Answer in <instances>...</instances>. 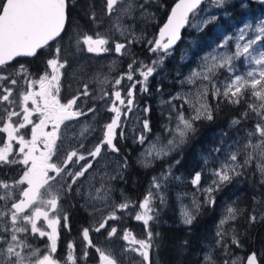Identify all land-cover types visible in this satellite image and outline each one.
<instances>
[{
	"label": "snow or ice",
	"instance_id": "6c2138e0",
	"mask_svg": "<svg viewBox=\"0 0 264 264\" xmlns=\"http://www.w3.org/2000/svg\"><path fill=\"white\" fill-rule=\"evenodd\" d=\"M253 3L264 5V0H178L158 36L148 39L143 27L140 34L136 29L140 20L154 18L148 10L151 0H104L100 14L94 0H88L84 15L94 26L92 34L72 19L77 0H0V168L18 170V178L0 179V264H60L53 257L60 231L71 230L61 201L73 195L85 201L82 206L102 214L98 226L91 227L92 232L107 228L109 239L117 236L118 228L109 222L122 219L118 212L137 207L122 190L123 202L117 203L112 195L116 191L114 182H126L128 160L118 146L126 138L142 146L147 142L137 160L144 168L166 161L174 152L181 157L151 177L139 202L134 219L143 223L145 238L137 239L131 230L122 229L121 239L127 246L117 252L97 247L90 228H83L81 237L85 243L79 258L76 244L69 242L64 264L86 261L89 248L98 253L99 264H123L122 257L128 252L142 258L143 264H152L150 254L158 247L156 240L160 236L153 232V225H158L160 210L168 204L170 185L186 182L174 172L183 159L182 149L197 131L196 122L213 121L222 104L243 103L244 110L229 122V130L236 129L234 137L221 131L217 146L201 155L203 166L187 181L194 192L176 194L181 224L191 231L201 209L214 208L217 195L234 182L239 183L253 162L264 185V16H248ZM233 10L244 18L239 24L233 22ZM210 26H214L220 40L210 41V50L199 57L197 68L188 75L181 78L179 71L175 73L181 90L164 99L162 86L156 88L160 106H167L166 114L161 113L167 120L162 129L170 138L165 143L157 133L150 140L152 105H139L137 86L141 95L150 94V78L164 71V61L182 41V30H191L199 37L201 33L206 36ZM227 27L232 31L227 32ZM65 37L69 44L62 45ZM141 44L156 56L150 64L132 53V48ZM188 44L195 50L198 40H189ZM47 48H53L52 58L46 60L43 74L31 72L26 64H13L18 57H36ZM70 48L97 55L114 51L131 62L114 78L105 75L101 79L97 74L98 93L90 90L88 82L74 88L69 82L74 79L68 72L73 58ZM190 58L188 50L181 55L182 62ZM124 81L128 83L122 85ZM104 85H110L111 92ZM185 85H193L194 90L185 92ZM210 94L214 104L209 103ZM97 101L110 102L107 111L114 115L100 126L99 142L86 147L84 141L97 132L95 124L87 120L89 114L95 117ZM129 114L133 119L129 120ZM81 117L85 118L82 123ZM249 120L254 121L253 127H239ZM72 122L81 126L75 141L67 135L75 127ZM110 155L119 157L108 161L109 166L115 165L112 171L100 165ZM202 176L209 177L203 185ZM96 182L100 187L95 186ZM185 198H190V204L183 203ZM253 200L247 219L250 226L264 223V198ZM98 203L109 209L106 215ZM233 205H237L235 200L224 205L215 234L205 245L201 264H264V250L252 251L246 257L233 255L230 245L244 247L243 234L235 227L225 228L242 214L238 205ZM43 238H47L46 254L41 256V250L28 241ZM183 244L186 246L188 241Z\"/></svg>",
	"mask_w": 264,
	"mask_h": 264
},
{
	"label": "rangeland",
	"instance_id": "374dc122",
	"mask_svg": "<svg viewBox=\"0 0 264 264\" xmlns=\"http://www.w3.org/2000/svg\"><path fill=\"white\" fill-rule=\"evenodd\" d=\"M94 2L96 5V11L98 14H100L101 9L103 7L104 0H94ZM166 2H167L166 0H151L152 6L148 10L154 14V18H149L146 21L140 20L137 24V29H136L137 34H140L141 27H143V31L146 34L148 39H152V38L158 36V31H159L161 25L163 24L162 23L163 20H161L162 14L165 13V11L168 8ZM97 6H98V9H97ZM236 11L237 10H233V13H235ZM168 13H169V11H168ZM76 15H77V13H76ZM248 16L249 17L264 16V5H261L259 3H253L251 6V9L249 10ZM241 18L244 19L243 17H241ZM241 18H240V21L242 20ZM72 19H73L74 23L79 24L85 32H87L88 34L93 33L94 26L91 24V22L88 19L84 20L80 17H79V20H76L75 17H73ZM240 21H237L233 17L234 23L239 24ZM105 23H107L106 20H105ZM226 30H227V32L232 31L231 27H227ZM100 31H103V29L101 28ZM206 36L203 33H201L200 36L197 37L195 32H193L191 30H186V32L184 33V36L182 38V41L179 42L175 46L174 53L164 61V71H162L159 74H156L150 78V82H149V93L150 94L141 95L139 93V90H138L139 86H137L136 100L138 101V103L141 107H143L147 103V104L152 105V110H156V111L161 110V106L159 104V100L161 97L156 92L157 87L162 86V90L164 92V96H163L164 99H168V97L170 95H174L176 92L181 90V86L177 83V77H176L175 73L177 71H179L182 74L181 78L183 76L188 75L192 71V69L197 68V62L199 60V57L201 55H203L205 52L210 50V48H211L210 41L216 40L217 42H219V40H220V37H218L216 34H214V36L211 39L207 38ZM116 38L120 39L119 37H116ZM193 39L198 40V44H197V47L195 50H192L190 45L188 44V41L193 40ZM121 42H123V41H121ZM61 44L62 45L69 44L68 37H65L64 40L61 41ZM185 50L189 51L191 58L182 62L181 61V55ZM52 51H53V48H49L47 53H44L40 57V59L33 62V64L35 65L34 69H33V73L43 74V72L46 68V60L52 58ZM69 51L72 52L73 58L70 60V64L72 65V67L70 69H68V72H71L74 76V79L70 80L69 82L73 83L74 88L82 86V84L84 82H88L90 90H94L97 93H98V87H99L98 82L95 79L97 74H99L101 79L105 75L109 76L110 79L114 78L119 73L126 71L127 70V64L131 62V60L128 57H121L120 54L115 53L114 51H111L108 53H101L99 55L94 54V53H88L86 50L77 53L74 51V49L70 48ZM132 53H134L135 56L138 57L139 60L144 61L146 64H150L152 60L156 59V56L150 55L147 48L142 44L141 45H135L132 48ZM110 66H111V71H110ZM241 68L243 70V65H241ZM61 71H64V70L62 69ZM67 74L68 73H66V75ZM36 78H38V77H36ZM136 78H139V77L137 76ZM126 83H128V82L124 81V82H122V85L126 84ZM103 87L106 91L111 92V90H112L110 85H104ZM189 89L194 90V86L193 85H185L183 90L185 92H187ZM34 90H36V89H34ZM62 95H63V89H62ZM209 103H212L211 94L209 95ZM90 104H91V102H89V106H90ZM109 106H110V102L105 103L103 101H97V103H96L97 113H96L95 117H93L92 114H89V116L87 117V120L89 123L95 124V126L97 128V132L93 133L91 136H88L87 140L84 141L86 147H90V146L94 145L95 143L99 142V128H100V126L110 122L111 117L114 115V113H110L107 111V108ZM185 115L186 116L189 115V110H188L187 105H185ZM34 119H35V117H34ZM122 119H123V117H122ZM131 119H133V117L131 116V114H129V120H131ZM84 120H85L84 117L80 118L81 123ZM72 123L75 127L70 128L68 130L67 135L70 138H72L73 141H75V137L77 135H79V132L81 131V126H80V124H77L76 122H72ZM166 123H162V125H164ZM251 127H253V125L249 126L247 128H251ZM62 129H63V126H62ZM117 131H119V130H117ZM224 132H227L229 137H234V135H235V132H233L232 130H230V131L224 130ZM157 133L160 134L163 142H165V143L167 142V139L170 138L164 134L163 129L161 128L158 130H152V134H150L149 139L150 140L155 139V134H157ZM85 135H87V134H85ZM125 135H126V137L128 136L127 129H125ZM241 135H243V133H241ZM136 145H137V149H135ZM2 146L3 145L0 144V147H2ZM73 146H75V144H73ZM118 146L121 148V153L124 156H126L127 160H128V169L125 172V179L130 174L132 176L130 178H133L136 175L135 171H132L133 166L131 165V162H130V158L132 156L134 157L133 159H134V162H136L137 166H139L140 169L145 170V171L151 170V168H153L156 164L159 165L160 162H163V161H156L149 168H144L140 164L137 163L139 154L147 146V142L145 143V145L142 146V145L133 143L131 138H126V139L120 141ZM172 154H170V156H172ZM113 159L119 160V157L110 155V156L106 157L105 160L100 161V165L103 166L104 168H107L108 171H112V168L115 167V165L109 166L108 161H111ZM241 162H242V160H241ZM81 163H84V162H81ZM167 164H170V163H164V165H159L158 168L154 169L153 173H150L147 176L146 175L144 176L142 194L137 193V192L134 193L133 191L129 190L124 185V183H119V182L113 183L112 187L116 191H114L112 193V195H113L115 201L117 203L123 202L121 195H120V190H122L124 193V196L127 198H130L132 201H134L136 203L137 207L136 208H130L124 212H118L117 215L121 216L122 219L120 221H110L109 222L110 225H114L118 228L117 236L112 237L111 239H109L107 237V231H108L107 228L102 229L100 233H95V232L91 231L92 226H98V223L102 219V214L99 212H93V209L91 207L82 206L85 204V201L83 199H80V198L76 197L75 195H73L72 197L69 198L68 201H61L64 208L68 212L69 224H70L71 230L67 231V230H64L63 228H61L60 240L58 242V247H57L58 250L56 251V253L53 254L54 259L58 260L60 262V264H64V258L67 255V245L69 242H74L76 244V254H77V257L79 258L80 253H81V249L83 247V244L85 243L81 237V230L83 228H90V234L92 236L93 243H95L97 245V247H101L104 249H111V250H114L117 252H119L122 248L127 246V242H125L121 239V237L123 235L122 229L131 230L137 239L145 238V227H144L142 222L136 221L134 219V215L137 211H139V208H138L139 202L144 198V196L148 190L151 177L158 175L166 167ZM202 166L203 165L201 162L200 168ZM210 166L215 167L216 165L212 164ZM251 166H255V162H253V164ZM97 167L98 166L94 163L93 168L96 169ZM200 168L196 171H199ZM255 168H256V166H255ZM8 169H9V171H8ZM10 169L11 168H0V179H4L2 177L5 174H8L9 177L18 178V175H17L18 170L13 168V170L10 172ZM90 171H92V170H90ZM174 172H175V175H177V176H183L185 178V181H186L183 184L170 185L169 190L167 192L168 201L172 197V194L174 195V198H175L176 203H177V206H176L177 207V215H178V219L180 221L181 209H180V204L177 201L176 194L180 193V192H187V193L194 192L195 189H194L193 185H191V183H188L187 181L191 180V178L195 174V172H194V174H191V175H186L180 171H176L175 169H174ZM100 174L102 175L103 172L101 171ZM87 175L88 174L86 173V176ZM207 179H209V177L202 176V181H201L202 185L204 184V182ZM133 180H134V178H133ZM259 180L261 181V174L260 173H259ZM135 181H136V178H135ZM248 181H249V179H248V175L246 172L245 177L242 178L239 183L234 182L232 185L228 186L223 192L219 193L220 201H221V204H220L221 213H220V216L216 222V225L219 223V221L221 219L222 213L224 212V205L226 203L235 200L237 202L239 209L241 210L242 206H241L240 202H242L244 198H242V196H241V198H239L240 197L239 194L241 192V189L243 187L244 188L246 187L247 183L250 186V188L254 189L251 192L252 199H253V197H256L257 199L264 198V190H262L261 187L255 185V184L250 185V183ZM133 184L135 186L137 183L133 182ZM95 186L97 188L100 187L99 182H96ZM82 191H84V189H82ZM246 191H247V189H246ZM226 193H229L231 195V197L226 195ZM202 199H203V197H201V200ZM183 203L185 205L190 204V198H185L183 200ZM237 205H233V206L235 207ZM75 207H77L78 209L74 210ZM97 207L102 209L103 215H106L107 212L109 211V209L103 208V205L101 203H98ZM156 207L158 209L160 208L158 201L156 203ZM163 209L160 210V214H162ZM241 219H242V216L240 215V216H238L236 221L230 222L229 225H225V228H228L230 226L235 227L241 233L242 228L239 224ZM215 231H216V227H215ZM215 231L213 234L209 235L204 241V244H203L204 249L202 251L201 260L203 258V253L206 250L205 245L214 236ZM30 240L28 242H30ZM40 240H45V242L47 243V238H43V239L32 240V244L34 247L39 248L41 250L43 246H40L38 244V241H40ZM261 242H263V239L261 240ZM60 244H61L62 248L60 247ZM262 246H263V243H262V245H259L260 250H263ZM244 249H245V246L243 247V249L240 252L234 253L233 255L234 256L239 255L242 257H246L247 253L244 251ZM58 252L62 253L60 257L56 256V254ZM88 253H89V255H88L86 261H80L78 259V264H99V256H98V253H96L95 249L89 248ZM43 254H46V252L44 251ZM122 261H123V264H143L142 258H140L139 256H136L134 253H131V252H128L127 254H125L122 257Z\"/></svg>",
	"mask_w": 264,
	"mask_h": 264
},
{
	"label": "trees",
	"instance_id": "16d2710c",
	"mask_svg": "<svg viewBox=\"0 0 264 264\" xmlns=\"http://www.w3.org/2000/svg\"><path fill=\"white\" fill-rule=\"evenodd\" d=\"M167 2V10L162 14L161 20L167 18L168 11H170V7L174 3L175 0H166ZM88 0H78L75 8L72 9L71 15L77 13L75 17L76 20H79V17L87 20V17L84 15V11L87 8ZM98 9V6H97ZM233 17L240 21V14L238 11L233 13ZM242 19V18H241ZM162 22V23H163ZM207 38L211 39L214 34V26H210L207 30ZM49 48L43 49L34 59H40V57L47 53ZM36 60V61H37ZM211 101L214 104V101ZM178 103V102H177ZM167 106L161 107L160 111L152 110L149 114V118L151 120L152 130H158L162 128V123H166L167 120L162 112L166 114ZM244 110V104L242 103L240 106H233L222 104L218 115L216 118L209 121H199L196 122L195 127L197 131L194 135L189 137V142L183 147V159L181 160V164L178 165L175 170L180 171L186 175L194 174L196 170L200 168L201 164V154H207L209 149L217 146L220 140L221 131H230L229 130V122L234 118L238 117L240 112ZM254 124V121L249 120L247 123H243L239 127H249ZM233 132L236 129L232 130ZM137 149V145L135 146ZM132 156V155H131ZM134 157L130 158L132 171H135L136 175L133 180L131 174L127 176L126 182H123L124 185L134 193L142 194L143 180L144 176L153 173L154 169L158 168L159 165H164V163H171L176 159H180V153L174 152L172 156L166 161L160 162L159 165L156 164L151 170L145 171L137 166L136 162H134ZM146 172V173H145ZM248 179L250 185H257L264 190V185L261 184L259 180V173L255 166H250L247 171ZM136 178V181H135ZM133 182L137 183L135 186ZM247 189V191H246ZM249 190V191H248ZM253 188H250L248 183L246 187L241 189L239 194V198H244L242 202H240L241 208V216L239 224L242 228L241 233L243 234L241 237V243L245 246L244 251L248 253L251 250L259 251V245H262V249L264 250V223H257L254 226H250L247 222L248 215L252 211L254 201L251 196V192ZM229 197L231 195L226 193ZM220 196L217 195V204L214 208H202L201 215L197 217L193 225L191 226V231L189 228L183 224L178 219L177 215V203L172 194V197L168 201L167 206L163 209L162 214L159 216L158 225H153V232H159L160 236L156 240V244L158 247L150 254V258L152 264H201V256L202 251L204 249L203 244L205 239L214 233L216 222L220 216ZM78 209L75 207L74 210ZM85 215V214H84ZM242 221V222H241ZM263 239V242L261 240ZM187 240L188 244L185 246L183 242ZM231 250L234 253L240 252L242 249L236 248L235 245H230Z\"/></svg>",
	"mask_w": 264,
	"mask_h": 264
},
{
	"label": "flooded vegetation",
	"instance_id": "af4514ba",
	"mask_svg": "<svg viewBox=\"0 0 264 264\" xmlns=\"http://www.w3.org/2000/svg\"><path fill=\"white\" fill-rule=\"evenodd\" d=\"M78 1V0H77ZM77 15L76 14H74V15H72V18L73 17H76ZM34 58H36V57H20V58H17V60L16 61H14L13 62V64L14 65H18V64H20V63H23V64H26L29 68H30V70H31V72H33V69H34V64H33V62L34 61H36L37 59H34ZM14 168V167H13ZM13 168H11L10 169V172L13 170ZM8 171H9V169H8ZM9 177V175L8 174H5V175H3V177L2 178H4V179H7ZM30 244H32V240H30V242H29ZM43 243V244H42ZM38 244L40 245V246H43L42 247V249H41V252H40V255L42 256V255H44L43 254V252L45 251V244H46V242H45V240H40V241H38ZM60 247H61V244H60ZM62 248V247H61ZM58 250V249H57ZM61 252H58L57 254H56V256L57 257H60L61 256Z\"/></svg>",
	"mask_w": 264,
	"mask_h": 264
},
{
	"label": "water",
	"instance_id": "95a60500",
	"mask_svg": "<svg viewBox=\"0 0 264 264\" xmlns=\"http://www.w3.org/2000/svg\"><path fill=\"white\" fill-rule=\"evenodd\" d=\"M177 2H178V0H175V2L172 4L171 8L174 7L175 3H177ZM171 8H170V11H171ZM170 11H169V13H168V15H167V18H168V16L170 15ZM167 18L165 19V21L163 22V24L161 25V27H163L164 23L167 22ZM161 27H160V28H161ZM186 30H187V29H186ZM186 30H182V38H183V36H184V32H185ZM158 32H159V31H158ZM18 58H20V57H18ZM22 58H23V57H22ZM252 251H256V250H251L250 252H248V254L251 253ZM248 254H247V255H248ZM150 259H151V258H150Z\"/></svg>",
	"mask_w": 264,
	"mask_h": 264
},
{
	"label": "bare ground",
	"instance_id": "6f19581e",
	"mask_svg": "<svg viewBox=\"0 0 264 264\" xmlns=\"http://www.w3.org/2000/svg\"><path fill=\"white\" fill-rule=\"evenodd\" d=\"M82 207V206H81ZM82 218V217H81Z\"/></svg>",
	"mask_w": 264,
	"mask_h": 264
}]
</instances>
